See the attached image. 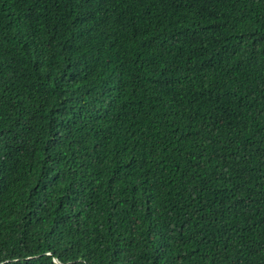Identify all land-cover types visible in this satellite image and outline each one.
<instances>
[{
  "label": "trees",
  "instance_id": "1",
  "mask_svg": "<svg viewBox=\"0 0 264 264\" xmlns=\"http://www.w3.org/2000/svg\"><path fill=\"white\" fill-rule=\"evenodd\" d=\"M0 264H264V0H0Z\"/></svg>",
  "mask_w": 264,
  "mask_h": 264
}]
</instances>
